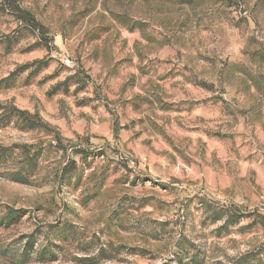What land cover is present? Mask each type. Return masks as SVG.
Returning a JSON list of instances; mask_svg holds the SVG:
<instances>
[{
	"label": "rangeland",
	"instance_id": "374dc122",
	"mask_svg": "<svg viewBox=\"0 0 264 264\" xmlns=\"http://www.w3.org/2000/svg\"><path fill=\"white\" fill-rule=\"evenodd\" d=\"M0 264H264V0H0Z\"/></svg>",
	"mask_w": 264,
	"mask_h": 264
}]
</instances>
